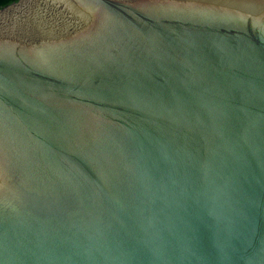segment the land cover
<instances>
[{
	"label": "water",
	"instance_id": "obj_1",
	"mask_svg": "<svg viewBox=\"0 0 264 264\" xmlns=\"http://www.w3.org/2000/svg\"><path fill=\"white\" fill-rule=\"evenodd\" d=\"M0 264H264V0L1 7Z\"/></svg>",
	"mask_w": 264,
	"mask_h": 264
},
{
	"label": "trees",
	"instance_id": "obj_2",
	"mask_svg": "<svg viewBox=\"0 0 264 264\" xmlns=\"http://www.w3.org/2000/svg\"><path fill=\"white\" fill-rule=\"evenodd\" d=\"M16 1V0H0V8L8 5L9 3Z\"/></svg>",
	"mask_w": 264,
	"mask_h": 264
}]
</instances>
